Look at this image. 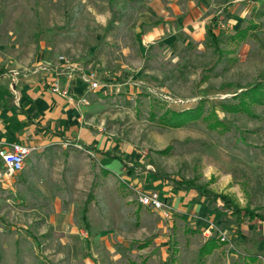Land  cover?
Here are the masks:
<instances>
[{
  "label": "rangeland",
  "instance_id": "1",
  "mask_svg": "<svg viewBox=\"0 0 264 264\" xmlns=\"http://www.w3.org/2000/svg\"><path fill=\"white\" fill-rule=\"evenodd\" d=\"M0 52L20 73L39 52L96 71L107 88L89 96L83 126L133 169L75 142L32 154L0 184V264H197L208 239L220 247L204 264H264L263 221L218 198L185 207L172 183L264 219V103L242 96L264 89V0H0ZM31 180L26 201L14 186ZM139 193L161 197L169 217ZM50 213L41 237L34 225Z\"/></svg>",
  "mask_w": 264,
  "mask_h": 264
},
{
  "label": "crops",
  "instance_id": "2",
  "mask_svg": "<svg viewBox=\"0 0 264 264\" xmlns=\"http://www.w3.org/2000/svg\"><path fill=\"white\" fill-rule=\"evenodd\" d=\"M61 56L66 57L65 55L52 57L49 52H39L32 69L28 72L21 71L20 73L19 70L8 67L7 55L0 52V139L8 143H20L36 147V150L32 153L33 155L31 154L32 156H34V153H39L41 150L56 145H60L65 151L71 146H76V143L78 145H86L87 148L96 152L98 156L105 157L109 161L118 160L115 156H119L125 161L119 153L114 152L117 147L121 148L117 146L118 144L115 146L116 148L113 144L105 145L107 142L101 135H94L87 127L83 126L84 110L87 109L89 96L102 88H107V85L101 84L98 73L94 71L96 79L100 82V87L89 91L88 84L84 81L82 73L92 72L93 70L90 69V66L83 65L81 60L74 61L66 57L76 67L77 71L65 70L62 61H60ZM56 77L60 80L62 87L68 88L72 92L73 100L64 98L51 91L50 86ZM84 98L86 103L78 102V99ZM88 142H91L93 146H90ZM126 163L128 164V162ZM123 165L125 164L123 163ZM125 166L129 170H133L129 165ZM1 170H3V165L0 161ZM32 182L31 180L14 186L16 190H21L26 201H34V190H27L31 188ZM11 186L12 182L7 178L3 188H11ZM173 190L178 194L175 196L182 201L181 205L186 204L185 207L190 206L193 199L200 196L194 191H181L175 188ZM200 197L211 201L205 197ZM86 202L90 203V201ZM84 211L83 220L86 221L85 227L89 233L90 224L87 220V207H85ZM50 214L46 223L34 225L37 235L41 237L49 236V231L53 228L55 220L53 217L54 213ZM67 219H69V215ZM70 236L68 237L67 235L69 240L72 237ZM63 240L65 238L62 239V242H64ZM37 247L39 246L37 245ZM218 248L214 249L213 252ZM213 252L209 255H212ZM35 258L34 263H40L42 257L38 255ZM134 263L132 262L131 264ZM142 263L146 264V260L140 264Z\"/></svg>",
  "mask_w": 264,
  "mask_h": 264
},
{
  "label": "built area",
  "instance_id": "3",
  "mask_svg": "<svg viewBox=\"0 0 264 264\" xmlns=\"http://www.w3.org/2000/svg\"><path fill=\"white\" fill-rule=\"evenodd\" d=\"M60 61L63 63L65 70L77 71L76 67L64 56L60 57ZM58 72V71H57ZM71 74V73H70ZM69 74V77H70ZM84 81L88 84V90H96L100 87V82L96 79V73L94 71L89 73H82ZM50 89L53 93L58 94L69 100H73L72 92L65 87H62L60 80L54 78ZM79 103H86V99H78ZM36 150V147L31 145H24L20 143H8L0 139V161L3 165V170L0 171V184L4 181V178L11 177L16 173L22 172L31 156ZM140 203L147 209L152 211H162L165 218L170 215V206L158 195L149 193H139ZM225 241V237L221 238Z\"/></svg>",
  "mask_w": 264,
  "mask_h": 264
},
{
  "label": "trees",
  "instance_id": "4",
  "mask_svg": "<svg viewBox=\"0 0 264 264\" xmlns=\"http://www.w3.org/2000/svg\"><path fill=\"white\" fill-rule=\"evenodd\" d=\"M249 32V28L240 30L237 34L238 35H245ZM208 36L211 39V44L216 47L218 44V37L216 36L215 32L212 29L208 30ZM259 88H253L245 91L242 96L244 99L250 98L254 102H262L264 103V89L260 87ZM116 159L122 161L125 165H128L125 161H123L119 156H115ZM174 188L181 191H194L198 193V195L205 197L211 201H214L215 199H222L224 201L225 206L228 210L233 214L236 219H242L245 220L248 218L247 222L251 223L256 219H259L260 221L264 222V219L260 217V215L256 214L254 211L245 210L242 212L237 206L232 205L231 200L223 195H219L218 193L209 191L205 189L204 187H200L198 185H195L191 181H172ZM231 207H233L231 209ZM243 214V215H242ZM220 246L219 241H216L215 239H209L206 241V243L199 249L198 253V264H204L205 258L213 252L214 249L218 248ZM255 258L253 257L252 260ZM135 264V263H134ZM143 264V263H142Z\"/></svg>",
  "mask_w": 264,
  "mask_h": 264
}]
</instances>
